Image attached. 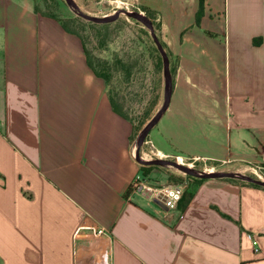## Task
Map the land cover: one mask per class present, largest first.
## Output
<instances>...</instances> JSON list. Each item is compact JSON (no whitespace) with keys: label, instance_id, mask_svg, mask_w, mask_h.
Here are the masks:
<instances>
[{"label":"crops","instance_id":"0c3cea01","mask_svg":"<svg viewBox=\"0 0 264 264\" xmlns=\"http://www.w3.org/2000/svg\"><path fill=\"white\" fill-rule=\"evenodd\" d=\"M158 8L175 75L153 159L210 173L264 165V0ZM36 9L0 0V264H76L75 239L98 227L104 264H264V189L190 183L173 214L131 193L143 173L133 125L81 39Z\"/></svg>","mask_w":264,"mask_h":264},{"label":"rangeland","instance_id":"374dc122","mask_svg":"<svg viewBox=\"0 0 264 264\" xmlns=\"http://www.w3.org/2000/svg\"><path fill=\"white\" fill-rule=\"evenodd\" d=\"M75 1L81 12L93 18L112 17L118 11H125L140 14L148 20L146 13L148 9L156 10L160 4V0H123L124 3L119 4V8H115L114 5L98 0ZM35 2L41 13L70 23V28L82 37L96 66L98 61L108 63V66L103 65V70L101 69L109 78L108 91L124 98L126 101L124 113L136 120V127L145 124L143 131L163 105L166 92L164 65L162 70L157 67V54L147 25L123 13L110 28L101 30L83 20L78 11L65 0H35ZM137 140L138 137L135 141ZM147 147L146 144L143 146L145 154L141 152L144 161L155 158ZM192 163L187 161L182 164L190 166L199 173H210L209 166L206 169L202 164L192 165ZM220 172L224 171L215 170L213 173ZM142 174L155 184L173 185L187 180L186 174L169 167H158ZM240 174L264 182V165L249 167Z\"/></svg>","mask_w":264,"mask_h":264},{"label":"water","instance_id":"95a60500","mask_svg":"<svg viewBox=\"0 0 264 264\" xmlns=\"http://www.w3.org/2000/svg\"><path fill=\"white\" fill-rule=\"evenodd\" d=\"M72 8L78 11L79 16L90 23L96 24V25H109L114 22H116L119 17L124 13L128 17L135 19L139 22L144 23L147 25L150 31L151 38L159 52V54L162 57L163 65H164V78H165V100L163 105L160 107L158 112L156 113L153 120L149 123V125L141 132V134L138 136V149L135 154L136 162L140 164L142 167L150 168V167H169L174 168L176 170L181 171L183 174H186L187 176H192L198 179L202 180H224V179H234V180H240L242 182H247L250 184L258 185L261 187H264V182L261 180H256L247 176H243L240 173H199L194 171L190 166L184 165L178 161L170 160V159H153L150 161H144L142 158V147L147 143V138L149 137L152 130L157 126L158 122L166 112V110L169 107L172 92H173V78L171 73V65L170 60L168 57V54L164 47L162 46L157 34L154 25L146 19L144 16L140 14H134L131 12H125V11H118L114 16L112 17H104V18H93L90 17L83 12H81L80 7L76 3L75 0H65Z\"/></svg>","mask_w":264,"mask_h":264},{"label":"built area","instance_id":"2783aa9c","mask_svg":"<svg viewBox=\"0 0 264 264\" xmlns=\"http://www.w3.org/2000/svg\"><path fill=\"white\" fill-rule=\"evenodd\" d=\"M98 1L114 5L115 8H119V4L124 3L123 0ZM134 159L136 161L135 155ZM189 189L190 182L188 180L180 184L173 185L155 184L149 181L147 177H144L143 174H140L130 187V191L132 194L149 201L160 209H163L171 214L177 213L179 211V206ZM249 239L253 240L251 237H249ZM109 241V233L99 227L89 237L76 238V264H84L88 261L90 262V264H104L105 259L109 253ZM82 248L87 249L88 254L90 253L87 256L88 258L83 257L81 254H79V250ZM255 251L258 250L255 249Z\"/></svg>","mask_w":264,"mask_h":264},{"label":"trees","instance_id":"16d2710c","mask_svg":"<svg viewBox=\"0 0 264 264\" xmlns=\"http://www.w3.org/2000/svg\"><path fill=\"white\" fill-rule=\"evenodd\" d=\"M36 10H37V12H40L38 9H36ZM146 13H147V16H148L149 20L153 23V25H154V27H155V29L157 31L158 38H159V36H160L159 33L161 31V24H160V21H159V16H160L159 8H156V10L148 9V11ZM43 15L46 16V17L58 20L62 24V26L65 29V31H67L68 33L74 34V35H76L77 37H79L81 39V41L83 43V46H84V51H85V54H86V57H87V62L89 64V66L92 68V70L95 73V75L98 78L104 80L106 82L107 86L109 87V78H108L106 73L101 71V69L103 70V65L108 66V63L107 62L98 61V65L97 66L95 65V63L91 59V55H90L89 51L86 49V45H85L82 37L78 33H76L74 30H72L70 28V23L68 21L65 22V21H63V20H61V19H59L57 17H54V16H50V15H46V14H43ZM112 25L113 24L96 25V24L91 23L92 27L97 28V29H101V30H107ZM159 40H160V38H159ZM160 42H161L162 46L164 47V49L168 52L167 47L165 46V44L161 40H160ZM153 44H154V42H153ZM154 51L157 54V67L162 70L163 69L162 57L159 54L155 44H154ZM171 73H172V76L174 77L175 71L172 68H171ZM108 93H109V99H110V102H111V106H112L114 112L117 113L122 118H124L125 120L129 121L133 125L134 132H135L134 133L135 135L133 137V141H135L137 139L138 135L140 134V132L142 131V129H143L145 124H143L141 127H136L135 126V121L136 120L130 118L129 115L125 114L124 111H123L124 107L126 106V101L124 100V98L119 97V94H117V93H112V92H109V91H108ZM196 167L197 166H195V168ZM157 168L158 167H150V168L142 167V171H143V173H146V172H149L150 170H154V169H157ZM186 178H187V180L190 181L191 185H194V184H197V183L200 184V183H203V182L206 181V180L198 179V178H195V177H192V176H187ZM225 180L226 181H230V182H234V183L245 184L244 182H242L240 180H234V179H225ZM247 185H250V186L255 187V188L264 189V187H261V186H258V185H254V184H247ZM186 194H189V196L191 195V197H192L193 196L192 188H190L187 191Z\"/></svg>","mask_w":264,"mask_h":264},{"label":"bare ground","instance_id":"6f19581e","mask_svg":"<svg viewBox=\"0 0 264 264\" xmlns=\"http://www.w3.org/2000/svg\"><path fill=\"white\" fill-rule=\"evenodd\" d=\"M137 145H138V141H136V147H137Z\"/></svg>","mask_w":264,"mask_h":264}]
</instances>
